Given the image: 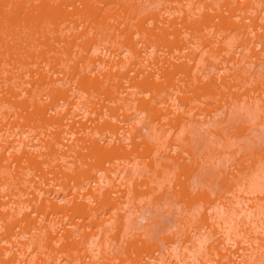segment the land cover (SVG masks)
I'll use <instances>...</instances> for the list:
<instances>
[{
	"label": "rangeland",
	"instance_id": "374dc122",
	"mask_svg": "<svg viewBox=\"0 0 264 264\" xmlns=\"http://www.w3.org/2000/svg\"><path fill=\"white\" fill-rule=\"evenodd\" d=\"M0 264H264V0H0Z\"/></svg>",
	"mask_w": 264,
	"mask_h": 264
}]
</instances>
